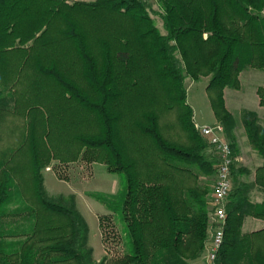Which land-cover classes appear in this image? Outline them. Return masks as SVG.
Returning <instances> with one entry per match:
<instances>
[{"label": "trees", "instance_id": "obj_1", "mask_svg": "<svg viewBox=\"0 0 264 264\" xmlns=\"http://www.w3.org/2000/svg\"><path fill=\"white\" fill-rule=\"evenodd\" d=\"M162 2L167 34L154 25L148 0H0V116L14 95L10 83L25 80V68L38 75L29 87L33 101L48 96L59 115H46L43 147L30 152L38 210L12 179L22 176L21 166L2 172L0 264H96L90 228L74 197L51 199L43 185V163L60 145L66 146L62 161H75L85 148L83 156L124 177L121 204L103 201L119 217L127 251L100 264H192L202 256L217 157L206 156L210 145L195 128L184 81L209 79L210 103L234 150L224 89L240 88L246 68L264 71V0ZM55 3L75 9L74 19ZM55 14L63 16L56 29ZM51 28L56 35L45 37ZM29 41L31 48L18 47ZM258 95L264 106V86ZM174 108L176 121L162 126V116ZM243 121L264 158L256 116L246 112ZM171 127L176 133L169 134ZM30 134H39L34 125ZM240 190L228 197L224 242L212 264H264V250L241 235L247 210ZM6 216L12 220L1 223Z\"/></svg>", "mask_w": 264, "mask_h": 264}, {"label": "rangeland", "instance_id": "obj_2", "mask_svg": "<svg viewBox=\"0 0 264 264\" xmlns=\"http://www.w3.org/2000/svg\"><path fill=\"white\" fill-rule=\"evenodd\" d=\"M69 1V3H73V0ZM93 1L95 0H88L87 2ZM148 3L150 4L148 14L153 20L154 25L161 34H167L163 19L165 9L162 0H148ZM54 5L58 7L61 15L68 13L71 18L74 19L72 16L75 15V9L68 8L63 5V3H55ZM61 15L57 14L54 16V19H52L54 29L58 27L59 21L63 19ZM55 33L56 32H53L51 28L50 31L46 33L45 37L56 35ZM32 45L33 42H28L26 44V46L30 48ZM25 69V80L18 78L10 83V92L14 95L11 96L12 99L9 101L7 111L0 116V161L4 160L3 162H5V165L0 167V181L4 179L2 176L3 171L8 173V170H14L18 165L21 166L20 168L24 171L22 176L18 174L12 177V179L24 192L26 197L25 201L27 200L28 204L35 205V208L38 210L35 199L32 198L33 188L31 187L32 172L30 152L34 146L43 147L41 135L44 136V128L47 126V123H44L47 119L46 115L50 117V113L53 112L55 120L59 118V115L58 113L56 114L54 109L57 106L53 105V101H51V98L48 96H45L49 99L47 101H42L41 98L40 101H33L34 94L29 92V87H31L30 84L32 81L38 79V75H36L32 69ZM74 74L79 78L80 73L76 68L73 76ZM208 82L209 79L207 77H203L199 81L187 77L184 81V87L187 91L186 102L193 110V117L200 124H213L216 118L206 90ZM43 96L44 95H42V97ZM55 103H57L56 100L54 104ZM37 104V109H29L31 105L35 106ZM41 113L44 115L42 116ZM177 113V109L174 108L169 111L165 117L162 116L160 120L161 125L174 124ZM33 125L39 133L36 135L38 137L35 136L36 139L34 135L32 136V134H30V128H32ZM174 133H176V131L171 127L169 134ZM65 147L66 146L60 145L58 148L60 151H57V156L59 158H56L57 156L55 155L53 159L44 162L41 168L43 185L47 196L51 199L63 198L65 202H68L70 198L74 197L78 210L84 216L90 228L89 245L94 250V260L96 264H100L104 258H109L112 262H115L116 258L122 256L127 251V247L122 232V224L118 215L108 209L103 200L111 201L116 205L121 204L120 196L125 185L124 177L119 173L110 172L105 163L91 161L83 156L85 148L80 149L79 157L75 161H62L61 158L65 159V157L62 156ZM68 148L72 150L74 147L70 145ZM77 150L79 149L76 148V151ZM211 152L213 155L211 160L216 161L215 153L213 151ZM215 181L216 174L211 184V192L214 189ZM209 197L211 198V193ZM211 214L212 208L209 213L210 222L212 223ZM9 220H12V218L8 216L3 217L1 223ZM210 228L205 250L199 259L193 261L195 264H197V262L200 264H210L205 258L206 249L211 237ZM16 238L22 239L23 236ZM13 239L15 238H7V240Z\"/></svg>", "mask_w": 264, "mask_h": 264}, {"label": "crops", "instance_id": "obj_3", "mask_svg": "<svg viewBox=\"0 0 264 264\" xmlns=\"http://www.w3.org/2000/svg\"><path fill=\"white\" fill-rule=\"evenodd\" d=\"M76 1L88 0H73V2ZM16 42L19 43L20 38ZM18 47L26 48L27 46L18 45ZM239 81L240 88L226 87L224 89L225 106L234 120L233 190L241 188V202L247 210L243 216L241 235L251 237L257 243L256 248L264 250V158L250 141L243 121L246 112L253 113L261 135H264V106L261 105L258 95L259 88L264 86V71L246 68L240 73ZM193 119L194 123L199 126H212L220 123L217 118L213 124H200L194 117ZM211 151L213 149L210 146L206 152L209 159L213 158ZM197 264L200 263L197 262Z\"/></svg>", "mask_w": 264, "mask_h": 264}, {"label": "built area", "instance_id": "obj_4", "mask_svg": "<svg viewBox=\"0 0 264 264\" xmlns=\"http://www.w3.org/2000/svg\"><path fill=\"white\" fill-rule=\"evenodd\" d=\"M195 128L208 141L217 157V176L211 196L213 206L211 237L205 255L207 261L212 264L224 242V228L227 221L226 206L228 197L233 190L232 166L235 158L232 146L225 138V130L222 124L218 123L212 126L195 124Z\"/></svg>", "mask_w": 264, "mask_h": 264}]
</instances>
